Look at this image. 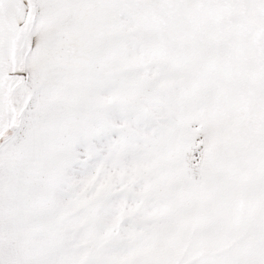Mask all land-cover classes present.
I'll return each mask as SVG.
<instances>
[{"label": "snow or ice", "instance_id": "snow-or-ice-1", "mask_svg": "<svg viewBox=\"0 0 264 264\" xmlns=\"http://www.w3.org/2000/svg\"><path fill=\"white\" fill-rule=\"evenodd\" d=\"M0 264H264V0H0Z\"/></svg>", "mask_w": 264, "mask_h": 264}]
</instances>
